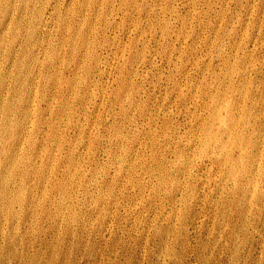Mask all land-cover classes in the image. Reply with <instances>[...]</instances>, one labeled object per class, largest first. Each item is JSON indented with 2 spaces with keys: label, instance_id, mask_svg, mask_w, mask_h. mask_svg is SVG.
<instances>
[{
  "label": "rangeland",
  "instance_id": "374dc122",
  "mask_svg": "<svg viewBox=\"0 0 264 264\" xmlns=\"http://www.w3.org/2000/svg\"><path fill=\"white\" fill-rule=\"evenodd\" d=\"M21 4L27 8L13 12L25 24L8 25V5L0 10V27H8L0 49L25 26L0 73V264H157L167 232L182 224V264H264V171L260 179L256 157L260 145L264 152L256 109L264 0H50V23L35 42L24 36L28 21L37 23L33 0ZM9 79L18 85L8 92ZM22 97L35 101L28 124L15 115L26 108ZM117 100L129 103L114 121ZM114 122L133 131L123 161L120 141L96 135ZM16 124L22 140L11 137ZM177 128L200 143L208 136L194 158L200 194L187 222L179 211L149 218V203L137 195V182L163 167L166 134ZM89 215L94 225L73 243L65 220ZM157 223L160 238L151 231Z\"/></svg>",
  "mask_w": 264,
  "mask_h": 264
},
{
  "label": "clouds",
  "instance_id": "9594fccd",
  "mask_svg": "<svg viewBox=\"0 0 264 264\" xmlns=\"http://www.w3.org/2000/svg\"><path fill=\"white\" fill-rule=\"evenodd\" d=\"M129 103L124 100L120 103L119 100L113 105L112 111L109 114V119L117 121L125 114V105ZM127 133L126 135L124 133ZM97 138L105 144H115L117 141L121 142L119 152L120 161H123L127 155L133 138V131L128 125L121 127L119 123H113L110 126H101L97 132ZM167 135L166 143L169 151L166 152L165 158L162 161L163 167L150 178H144L137 182L139 188L138 198L141 201H147L152 211L148 213L149 218L152 213L159 211V216L164 215L167 210L168 217H174L177 211L181 214V219L187 222L194 211H197L196 201L199 196V191L196 188L195 166L194 158H198L202 144L199 142L198 135L190 130L177 128L175 131H170ZM193 169V176L191 178L187 175V170ZM136 208H140L143 212L141 204H137ZM170 209V210H169ZM125 214L131 216V213L136 212L135 208L128 205L124 209ZM94 215V213H93ZM97 217V220L101 219ZM143 217L137 213L133 229L139 231L140 222ZM67 225L66 233L72 237V242L75 243V237L78 230L83 228L87 231L92 227L95 221L92 220L91 215L81 217L79 220L69 223L65 220ZM190 227V226H189ZM152 233L160 238L163 229L160 228L159 223L151 229ZM183 224L179 226L176 231H169L164 238L166 242L159 252L155 253L157 264H182L179 253L178 244L183 236ZM243 240L238 241V247L242 245Z\"/></svg>",
  "mask_w": 264,
  "mask_h": 264
},
{
  "label": "bare ground",
  "instance_id": "6f19581e",
  "mask_svg": "<svg viewBox=\"0 0 264 264\" xmlns=\"http://www.w3.org/2000/svg\"><path fill=\"white\" fill-rule=\"evenodd\" d=\"M49 1L50 0H41V4L39 5L37 3L38 0H33V11L35 12V18H36V22L37 23L32 24L30 21H28V24L31 26V30L29 31V29H28V33L24 34V36H28L33 42H35L38 39V33L40 31L39 28L42 27V25L44 24V21H47V26L46 27H48V25L50 23V15L45 16V13H47L50 9H45L44 8ZM5 4H7L8 6L4 7ZM3 7H4V13H5L3 15L4 18L6 16L10 17V22L8 23V25L18 24V23H21V22L25 24L24 18L15 17V14L13 12L16 7H19V8L21 7V9H23L24 7L27 8V6H24L23 4H21V0H0V10ZM263 8H264V6H263ZM34 25H37V27L33 28ZM5 27H6L5 25H2V27H0V43H4V36H6V34H7L8 27L7 28H5ZM24 29H25V26L24 27H20L19 29H17L16 31L13 32L12 28H11L9 34H11L13 32L15 38H14L13 42L11 43V45L7 49L6 48L0 49V73H2V71H4V68L6 67V63L4 61V57L3 56H5L6 52L9 51V49L12 47L13 44H15V41H16V38H17V34L20 33V32L24 33ZM2 32H3L4 36L1 35ZM261 32L262 31H260V33ZM41 43H43V41ZM38 45L42 46V44H38ZM43 51H44V48H43ZM262 63L264 64L263 61H262ZM260 73L263 74L262 71H260ZM263 77L264 76H262V78ZM261 82L262 83H260V86H258L257 93H256V109L258 110L257 119H258V128H259V132H260V138H259V134H258V140L259 141H264V80H262ZM17 85H18L17 82L12 81V80L9 79V81L6 82L3 90L4 91L7 90L9 92L10 90L16 88ZM240 89H241L240 92H242V90H243V95L242 96H246L248 94V90L246 88L242 87ZM242 96H240V99H242ZM257 97H258V100H257ZM29 99L22 97L20 99V103H26L27 104L26 108H25V110L23 112H22L21 109H18V110L15 111V115H21L22 117L25 118L26 124L29 123L30 116H33V118H34V106L35 105H32V104L35 101L33 99H30V100ZM229 101L230 100H225V102H224V105H225V108H226V110H224V111H226V119H224V121L220 122L224 126H227V124H228V117H229V115L231 113V109H232L231 104H230ZM5 104H7V105L3 106L2 111H1L2 116H7L8 113H9V110H10V105L8 103H5ZM17 135H18V137L16 138V140L17 139L22 140L24 138L23 133L20 134V126L16 124L15 128H14V133L11 135V137H15ZM201 144H202V147H207L208 146V136L204 137V139L201 141ZM259 144H260V142L258 143V146H259ZM14 149L12 148L9 152L10 153H14L12 151ZM21 150H23L22 146L20 147V151ZM18 152L19 151L17 149V151L15 153H18ZM256 157H257V163H258V176L260 178V174L262 175V171H264V152H263V147L261 145H260L259 154H257ZM3 162H7V161L3 160ZM238 171L240 173V170H238V169L232 171L235 174V176L233 177V181H232L233 183H237V180H238L237 178L239 176ZM258 182H260V181H258ZM0 230H3V229L1 228Z\"/></svg>",
  "mask_w": 264,
  "mask_h": 264
}]
</instances>
